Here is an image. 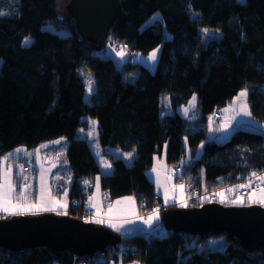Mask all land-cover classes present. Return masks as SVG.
Masks as SVG:
<instances>
[{
    "label": "trees",
    "instance_id": "trees-1",
    "mask_svg": "<svg viewBox=\"0 0 264 264\" xmlns=\"http://www.w3.org/2000/svg\"><path fill=\"white\" fill-rule=\"evenodd\" d=\"M122 8L108 36L131 56L159 48L154 68L131 59L119 67L101 55L106 44L96 46L108 36L91 41L73 15L59 14L57 0H0V158L19 146L32 152L58 140L73 175L65 214L81 219L95 214L83 184L98 174L108 201L135 195L143 213L156 206L163 213L148 170L164 149L186 185L187 206L211 202L228 187L237 196L252 173L264 174V0H123ZM134 66L135 77L127 79L124 68ZM90 79L95 87L88 94ZM243 88L260 130L241 125L221 140L223 109ZM194 95L196 114L184 115L180 108ZM217 108L219 120L212 117ZM89 119L97 123L111 173H102L80 132ZM37 174L28 177L37 182ZM28 197L37 200L36 187ZM161 224L150 233H118L119 243L91 254L0 246V264H264L259 244ZM212 235H223V245L208 244Z\"/></svg>",
    "mask_w": 264,
    "mask_h": 264
},
{
    "label": "rangeland",
    "instance_id": "rangeland-1",
    "mask_svg": "<svg viewBox=\"0 0 264 264\" xmlns=\"http://www.w3.org/2000/svg\"><path fill=\"white\" fill-rule=\"evenodd\" d=\"M70 1L71 0H57L58 12L65 18L68 17L69 14H71V8L69 6ZM104 44L106 45L103 48ZM96 47L103 48L101 49L100 54L112 57L119 67H123V65H125L126 62L131 59V61H133L134 63H141L153 68L157 63L160 54V50L159 48H157L153 50L149 55L136 54L131 56L127 49L117 45L116 41H114L110 36L107 37L105 42H102L99 46ZM154 51L156 52L155 61L149 58ZM135 69V66L132 70L129 71L124 68L125 77L127 79H133L135 77ZM90 81H92V91L95 87V84L93 82V79H90ZM245 90L247 91L246 101L244 97H240V99L237 100L236 98L239 96V94ZM91 91L89 90V87H87V93L89 94ZM194 96L196 97L194 106H192V104H190L189 102L188 106L183 105L180 108V111L184 115L189 116L191 113L196 114L197 95ZM165 98H168V96H165ZM192 98L190 101H192ZM231 103H233L234 106H229ZM231 103L228 105L230 107L229 109H233L232 107H234L235 113H240L241 119L243 120L242 122L245 123L244 125L247 129L255 131L260 130L259 128L261 127V125L258 121L253 119L252 116L244 115L241 112V106L246 103L245 111H247L251 115L247 88L241 89ZM185 109H187V112L185 111ZM231 116L232 115L229 114V116H227V120H229ZM93 122H95L93 121V119H89L88 126L81 127L80 132L83 135L85 134L86 138L88 137L90 139L93 152L99 159L102 167V173H104L106 170L108 171L110 169L112 163L109 156L106 154L107 152H105L101 144H99L100 142H98L99 140L97 123L95 122V124H93ZM51 145L54 146L51 147ZM60 145L61 143L58 142V140H52L48 143H43L39 147H36V150L32 152L29 151L26 146H19L15 148L11 153L3 155L0 158V167L2 171L1 174H4L5 172L8 173V170L14 172V183L20 187L19 192H26L27 196L30 195L31 190L35 187L38 196L39 184L42 183L49 192H53L55 195H58L60 197L68 189L69 186L71 187V183L73 180V175L67 161L68 159L66 158V150L62 149V147L60 150ZM48 146L51 149L45 150V148ZM17 149H20L21 151L17 152ZM109 165L110 167H108ZM36 166L39 167V169ZM34 169H36L38 172L36 177L37 182H34V180H32V177H28V175L33 174ZM153 169H155V171H153ZM176 173L177 171H175L167 162L165 149L162 154L158 153L155 155L154 163L148 170V175L154 180L156 192L161 196L162 203L165 207L169 205L186 207L188 205L186 185L183 181L177 179ZM97 178L99 179L97 180ZM1 179L2 177L0 175V183H3ZM24 185H29V187L25 189ZM83 185L84 191L86 193L91 191L90 204L92 210L95 212V214H93L88 220L94 222L102 220L104 221L102 224H106L122 236L131 235L137 233L138 231L150 233L151 230L161 224L162 213L159 212V210H151L148 213H143L139 207L138 198L135 195H126L124 197L111 200V202L108 201L102 188L100 174L96 175L95 179H85ZM229 189H231V191H229ZM127 198L132 199L129 200ZM247 198L248 196H235V188L228 187L218 191L216 199L211 200L240 204L245 202V199ZM46 208L49 209L48 211L50 212L56 211L55 213L61 214H65L67 211V207L60 208L57 207L56 204L54 205V203L51 204V206L47 203L43 205L42 209L44 211L42 212H47L45 210ZM156 208L159 209V206H156ZM51 209H54L55 211H51ZM150 215L158 216V219H154L150 223H146L145 221ZM125 221L130 222L125 223ZM112 224H115L119 228V231H117L116 228L111 227L110 225ZM223 242V235H212L208 238L207 243L212 247H218L223 245ZM119 264H123V262H120ZM128 264L145 263L139 259H133Z\"/></svg>",
    "mask_w": 264,
    "mask_h": 264
},
{
    "label": "water",
    "instance_id": "water-1",
    "mask_svg": "<svg viewBox=\"0 0 264 264\" xmlns=\"http://www.w3.org/2000/svg\"><path fill=\"white\" fill-rule=\"evenodd\" d=\"M123 0H71L70 8L91 41L105 39L121 17ZM165 229L192 234L226 232L251 246L264 247V204H229L211 201L199 206L164 207ZM121 236L106 224L55 212L0 218V246L24 249L45 245L73 248L91 254L119 243Z\"/></svg>",
    "mask_w": 264,
    "mask_h": 264
},
{
    "label": "crops",
    "instance_id": "crops-1",
    "mask_svg": "<svg viewBox=\"0 0 264 264\" xmlns=\"http://www.w3.org/2000/svg\"><path fill=\"white\" fill-rule=\"evenodd\" d=\"M229 106H234V105H233V103H231ZM229 106H227L223 109L222 124H221L220 130H219V133H218V137L221 140L229 139L238 126L245 124L242 122L243 120L241 119L240 113L239 114L235 113V108L232 107L233 109H229L230 108ZM229 114L232 116L230 117L229 120H227V116H229ZM249 116H252V115H249ZM225 117H226V119H225ZM93 121H95V120H93ZM259 124L262 125L260 122H259ZM82 136L86 137L85 134L84 135L82 134ZM53 146L54 145H51V147H53ZM91 147H92V145H91ZM48 149H51V148H49V146L45 148V150H48ZM47 164H50V163H47ZM37 168L39 169V167H37ZM112 170H113V166L111 164L110 169L108 171L106 170L104 173H111ZM1 173H2V171H1V167H0V175L2 177L1 181H3V174H1ZM8 174L11 177V183L13 186V191L10 194L11 204L12 205H20L23 210L19 211L18 214L13 215V214H10V211L5 212L2 209H0V217L9 218V217L22 215V214L43 213L42 212V211H44L42 209L43 205H45L46 203L50 206L53 203L55 205L56 201H59V203L62 205H66L67 209L69 208L70 203H71L70 196H69V191L71 188L70 186H69L70 188L68 187V189L62 194V196L59 197L58 195H55L53 192H49L48 189L45 186H43V184L41 183V184H39L38 198H37V200L32 201V200H29V197L26 195V192L21 193L18 191L17 185L14 183V172L8 170ZM261 176H264V174L260 175L259 177H261ZM260 182H261V186L248 195L247 200L249 201V203H260L258 201H260L261 199H264V181L260 180ZM22 194L24 196H26L27 199L19 198ZM29 206H32V207H29ZM90 206H91V204H90ZM51 211H55V210L51 209ZM47 212H50V211L47 210ZM96 223H98V222H96Z\"/></svg>",
    "mask_w": 264,
    "mask_h": 264
},
{
    "label": "snow or ice",
    "instance_id": "snow-or-ice-1",
    "mask_svg": "<svg viewBox=\"0 0 264 264\" xmlns=\"http://www.w3.org/2000/svg\"><path fill=\"white\" fill-rule=\"evenodd\" d=\"M2 14V13H0ZM29 40L28 38H26L25 40V43H28ZM151 60L155 61L156 59V52L154 51L150 57H149ZM91 86H92V81H89V90L91 91ZM240 97H244L245 98V101H246V98H247V91H242L239 96L236 98L237 100L240 99ZM195 100H196V97L193 96L192 98V101H190V104H192V106H194L195 104ZM245 108H246V103L243 104L241 106V112L242 114L244 115H250V113H248L247 111H245ZM185 111L187 112V109H185ZM93 124H95V122H93ZM21 151L20 149H17V152ZM129 156L131 155L130 153L128 154ZM110 167V165L108 166ZM153 171H155V169H153ZM253 176L256 175V173H252ZM99 178H97L98 180ZM260 180L264 181V176H261L259 177ZM27 187H29V185H24V188L26 189ZM183 187V186H181ZM241 187H243V185H241ZM13 191V186H12V183H11V177L9 176V174L7 172H5L3 174V183H0V209H2L3 211L5 212H9L10 211V214H18L19 211H22L23 209L21 208L20 205H12L11 204V198H10V194L12 193ZM229 191H231V189H229ZM21 199H27L26 196H24L23 194L20 196ZM129 200H131L132 198H127ZM262 204H264V199H261L260 201H258ZM56 206L57 207H66V205H62L59 203V201H56ZM29 207H32V206H29ZM46 211L49 210V209H45ZM154 211H158V210H154ZM154 219H158V216H152L150 215L147 220L145 221L146 223H150L151 221H153ZM98 223H103L104 221L102 220H98L97 221ZM130 221H125V223H128ZM111 227L113 228H116L117 231H119V228L115 225V224H112L110 225ZM151 226V225H150ZM122 227V225H121Z\"/></svg>",
    "mask_w": 264,
    "mask_h": 264
},
{
    "label": "built area",
    "instance_id": "built-area-1",
    "mask_svg": "<svg viewBox=\"0 0 264 264\" xmlns=\"http://www.w3.org/2000/svg\"><path fill=\"white\" fill-rule=\"evenodd\" d=\"M212 117L217 120L221 119L222 117L221 109L217 108L216 112L213 114ZM259 176L260 175L257 174L255 176H252L249 182L245 186L237 188L236 195L245 197L248 196L251 192H253L257 188H259L261 186ZM154 210H158V208L154 207ZM162 229H165L164 225L162 226Z\"/></svg>",
    "mask_w": 264,
    "mask_h": 264
},
{
    "label": "clouds",
    "instance_id": "clouds-1",
    "mask_svg": "<svg viewBox=\"0 0 264 264\" xmlns=\"http://www.w3.org/2000/svg\"><path fill=\"white\" fill-rule=\"evenodd\" d=\"M105 196H106V194H105ZM86 220H88V219H86ZM90 221V220H89ZM94 222V221H93Z\"/></svg>",
    "mask_w": 264,
    "mask_h": 264
},
{
    "label": "bare ground",
    "instance_id": "bare-ground-1",
    "mask_svg": "<svg viewBox=\"0 0 264 264\" xmlns=\"http://www.w3.org/2000/svg\"><path fill=\"white\" fill-rule=\"evenodd\" d=\"M154 230V229H153Z\"/></svg>",
    "mask_w": 264,
    "mask_h": 264
}]
</instances>
